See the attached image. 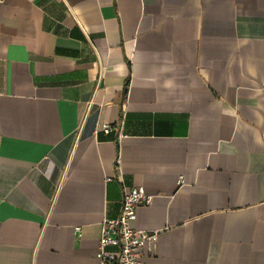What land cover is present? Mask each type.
Segmentation results:
<instances>
[{"label": "crops", "instance_id": "1", "mask_svg": "<svg viewBox=\"0 0 264 264\" xmlns=\"http://www.w3.org/2000/svg\"><path fill=\"white\" fill-rule=\"evenodd\" d=\"M140 186L142 264H264V0H0V264H100Z\"/></svg>", "mask_w": 264, "mask_h": 264}, {"label": "built area", "instance_id": "2", "mask_svg": "<svg viewBox=\"0 0 264 264\" xmlns=\"http://www.w3.org/2000/svg\"><path fill=\"white\" fill-rule=\"evenodd\" d=\"M103 130L108 133L111 127L107 125ZM152 201L153 196L143 186L125 189L120 215L102 223L96 254L100 264H142L145 252H154L160 232L138 230L131 224L137 209L151 205ZM75 231L80 235L81 227ZM108 247L115 252L106 251Z\"/></svg>", "mask_w": 264, "mask_h": 264}]
</instances>
